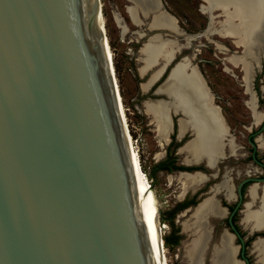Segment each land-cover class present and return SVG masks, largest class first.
<instances>
[{
    "label": "water",
    "instance_id": "95a60500",
    "mask_svg": "<svg viewBox=\"0 0 264 264\" xmlns=\"http://www.w3.org/2000/svg\"><path fill=\"white\" fill-rule=\"evenodd\" d=\"M155 4L178 33L147 40H186ZM103 16L101 0H0V264H160L138 210ZM185 58L174 56L163 83ZM216 195L207 198L226 211ZM232 228L223 233L244 246Z\"/></svg>",
    "mask_w": 264,
    "mask_h": 264
},
{
    "label": "bare ground",
    "instance_id": "6f19581e",
    "mask_svg": "<svg viewBox=\"0 0 264 264\" xmlns=\"http://www.w3.org/2000/svg\"><path fill=\"white\" fill-rule=\"evenodd\" d=\"M128 1L131 2L132 6L127 8V12L134 24L139 26L142 24L138 17V10L142 11L145 16L152 12L151 15L153 17H150L147 24L150 30H165L178 33L173 18L160 11L152 0ZM203 1L207 3L206 7H202L203 12L210 13L214 7L221 9V12H223L222 20L214 30L221 36L235 39L244 50L243 58L241 57L242 59L240 60L245 73L244 80H246L247 89H249L248 81L251 75L249 58L258 57L257 48L262 47V43L257 38L261 34L264 35V0ZM114 18L122 36L125 37L128 33V28L122 17L118 12H114ZM100 21L104 23L102 17ZM137 36L142 38L141 33H137ZM106 44L117 88L125 134L127 135V143L137 176L135 188L138 195V210L144 220V224L148 227V238L152 240L159 263L169 264L166 247L161 236L160 209L158 208V202L151 182L143 170L139 152L135 149L134 137L126 121V108L117 87L113 51L107 34ZM185 48V44H180L177 40H165L160 35L153 36L142 45L138 61L141 65L139 69L141 77L145 78L148 76L146 82L142 84V89L145 93L161 78L163 70L171 63L174 56L184 51ZM232 60L234 61L235 57ZM194 68L190 65L188 58L181 60L173 68L166 82L159 88V93L165 94L168 97V101H146L144 108L146 114L151 118V123L157 133L156 138L161 148L166 145L167 136L171 132L170 113H183L184 117L179 120L180 133L184 134L188 127L193 124L195 138L183 147L182 154L188 155L192 160L206 157L209 165L213 166L215 161L223 154V138L226 134V125L224 126L225 123L224 121L222 122L223 119L220 117L219 109L214 106L211 97L204 95L207 90L196 68ZM249 106L254 109L253 100L250 101ZM254 118L256 122L260 121L257 113H254ZM160 156L162 154L158 155V157ZM174 179L178 180V183L182 185L183 194L207 180L203 176L189 174H180ZM174 179L170 177L171 181ZM219 190L218 188L214 189L215 192H219ZM257 191L258 186L251 188L252 199L246 204L244 211V223L250 231H260L264 226V188L259 207L255 210L252 209L254 201L257 200ZM230 196L231 188L227 192V197ZM218 212L220 211L216 207L214 198L205 199L194 210L190 220L183 224L184 232L191 239V242L185 247L187 264L205 263V254L214 243V236L211 235V227L207 218L208 216H217ZM233 246L232 237L226 232L223 233L218 242L212 246L210 264H239L233 259ZM253 246L257 264H264V239L256 241Z\"/></svg>",
    "mask_w": 264,
    "mask_h": 264
},
{
    "label": "flooded vegetation",
    "instance_id": "af4514ba",
    "mask_svg": "<svg viewBox=\"0 0 264 264\" xmlns=\"http://www.w3.org/2000/svg\"><path fill=\"white\" fill-rule=\"evenodd\" d=\"M128 2L129 5H124L127 14V8L132 6L131 2ZM162 3L164 4L163 1ZM204 3L198 4L195 8L196 12L202 13L200 15L203 17V26L200 27L199 31L195 30L192 17L186 18L187 30H185L181 22L166 8V4L164 7L169 14L176 18L178 25L188 37H186V48L182 54L177 55L176 61L183 56L188 57L190 65L192 68H196L207 90L204 95L211 97L214 106L219 109L222 122L225 123L224 126L226 125L223 154L213 166L209 165L206 157L192 160L188 155L182 154L184 144L195 138L193 124L188 127L184 134H181L179 120L184 117V114L171 113L173 126L171 125V132L167 136L168 141L163 147L162 156L159 158L161 160L159 163L160 170L167 174L175 173L177 175L187 172L189 175L203 176L207 180L197 190L188 192L184 197L185 201L177 204L169 217L163 216V220L168 219L170 222H175V217H179L182 212L192 208L198 199L210 194L213 186L221 184L223 193L219 194L223 198L218 199L227 210L222 211V215L218 217L220 221L212 220L209 223L210 227L214 228V239L219 228L223 232L228 229L235 233L232 228L234 226L244 239V246L238 237L234 243V246L239 247L237 258L243 264H254L253 257H251V247L255 241L253 238H257V236L252 235L250 231L245 233L249 229L244 223V211L246 204L252 199L251 188L258 186L257 200L254 201L253 210L259 207L264 188V53H259V57L249 58L251 75L248 81L250 88L247 89L246 80H244L245 73L240 60L243 58L244 50L235 39L221 36L214 30L221 21L222 16L219 15L221 9L214 7L210 13H205L201 10L203 5V8L207 6L206 2ZM137 13L142 23L140 26L132 22L129 14L131 24L126 18L122 19L128 28L126 36L141 33L142 38L137 39V42L143 45L144 40L147 41L155 32L147 27L148 20H150L148 15L145 16L144 14L143 16V12L140 10ZM145 26L146 28L143 29L142 27ZM136 27L140 28L142 32L135 30ZM163 37L166 40L175 38L181 43L186 41L182 35L178 38L172 34L163 33ZM198 47L202 49H198ZM233 57H235L234 61L232 60ZM170 69L171 67L150 87L148 92H143L151 98V101H168L165 94L159 93V88L165 81ZM251 100H253L254 109L249 106ZM254 113L259 115V122L255 121ZM176 123L179 127L178 130L174 129ZM229 188H231V196L227 197Z\"/></svg>",
    "mask_w": 264,
    "mask_h": 264
},
{
    "label": "rangeland",
    "instance_id": "374dc122",
    "mask_svg": "<svg viewBox=\"0 0 264 264\" xmlns=\"http://www.w3.org/2000/svg\"><path fill=\"white\" fill-rule=\"evenodd\" d=\"M152 1L155 3V0ZM162 1L164 2V4H166V8H168L169 12L181 22V25L185 30H187L186 18L188 17L193 18V24L195 26L196 31H199L201 29L200 27L203 26V17L202 15H200L202 13H197L195 8L198 6V4L204 3V1ZM101 4L104 15L103 21L105 24L106 34L109 39V42L111 41L114 46L112 51L114 66L116 70L115 72L117 79V87L126 108V121L134 137L135 149L139 152L142 167L151 182L153 192L158 202V208L162 211L164 217H169L174 207L177 204H181L185 201L184 197L187 195L188 192L197 190L206 181L202 184H199L194 189H189L190 191L188 190L185 194H183L182 185L178 183V180L174 179L179 175L175 173L167 174L165 172H162L160 169H156L157 166H159V163L161 162V160H159L160 157H158V155L161 154L163 148L159 146L158 139L156 138L157 133L154 131V126L151 123V118L146 114L144 108V103L146 101H151V98H149L147 94H144V91L142 89V84L146 82L148 76L142 78L139 72L141 65L138 61V58L142 44L137 42V39L139 40L137 35H128L125 37L121 36V31L117 26L115 18L113 16V11L115 13L118 12V14H120L122 18H126L128 23L131 24L132 22L129 19L128 14L126 13L124 8V5H129V2L127 0H101ZM220 20H222V18ZM142 28L144 29L146 28V26ZM134 29L142 32L140 28L136 27ZM257 40L262 43V47L257 48V53L259 57V53H264V35L261 34L260 36H258ZM144 42H146V39L144 40ZM183 43L185 42L183 41ZM198 49L202 48L198 47ZM178 128L179 127L176 123L174 129L178 130ZM170 177H173L174 180L171 181ZM213 188H218L220 190L219 192H215L213 189L210 194L203 196L202 199H198L197 201H195V204L192 208H195L199 203L203 201V199L207 198L208 196H211L215 193H223V186L221 184H216L215 186H213ZM216 196L218 198H223L221 194ZM211 198L214 197H209L207 198V200H210ZM216 207L220 212H218V215L214 216L215 219L212 218L211 221L217 220L218 222L220 221V219H218L217 217H220L222 215V211L219 209L217 203ZM193 212L194 211L192 210L186 215H183L184 212H182L179 217H175V222L160 219L162 227V238L164 239L166 236H169L170 234L174 233V231H176V235L179 237L180 241L179 245L174 246L172 248H168L166 246V253L169 264H187V260L185 259V247L191 242V239L189 235L184 232L183 224L187 220H190V217ZM248 231L250 230H247L245 233L247 234ZM222 234L223 230L219 228L216 231L214 243L218 242ZM259 235L264 236V233L255 234V236ZM253 239L255 240L256 237H254ZM233 247V259L235 260L236 247ZM253 247L254 246L251 247V257H253V261L255 262L254 264H257V258L254 253ZM211 250L212 246L210 247V249H208L205 254L204 264H210L212 255Z\"/></svg>",
    "mask_w": 264,
    "mask_h": 264
},
{
    "label": "trees",
    "instance_id": "16d2710c",
    "mask_svg": "<svg viewBox=\"0 0 264 264\" xmlns=\"http://www.w3.org/2000/svg\"><path fill=\"white\" fill-rule=\"evenodd\" d=\"M110 44H111V47L113 49L114 46H113V44H112L111 41H110ZM156 169H161V167L160 166H157ZM165 221H169V220L166 219ZM163 240H164L165 247L167 246L168 248H172L174 246H177V245H179V242H180L179 241V237L176 235V231H174V233L170 234L169 236H166Z\"/></svg>",
    "mask_w": 264,
    "mask_h": 264
}]
</instances>
